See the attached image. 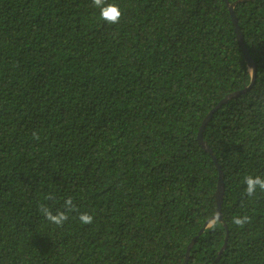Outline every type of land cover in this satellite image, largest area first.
<instances>
[{"label":"trees","instance_id":"obj_1","mask_svg":"<svg viewBox=\"0 0 264 264\" xmlns=\"http://www.w3.org/2000/svg\"><path fill=\"white\" fill-rule=\"evenodd\" d=\"M118 3L0 0V264H264V0Z\"/></svg>","mask_w":264,"mask_h":264},{"label":"clouds","instance_id":"obj_2","mask_svg":"<svg viewBox=\"0 0 264 264\" xmlns=\"http://www.w3.org/2000/svg\"><path fill=\"white\" fill-rule=\"evenodd\" d=\"M93 4L97 9L99 18L107 23L115 24L120 20L122 10L118 0H93ZM244 192L248 196H253L258 189L264 190V176L261 175H247L244 177ZM75 208L71 196L64 199L63 209H57L55 212L50 210L47 206L41 205L40 213L47 220V222L54 225H62L68 219V213ZM247 215L232 216V223L237 226H242L248 221ZM78 220L81 224L87 225L93 222V215L88 212L79 213Z\"/></svg>","mask_w":264,"mask_h":264},{"label":"water","instance_id":"obj_3","mask_svg":"<svg viewBox=\"0 0 264 264\" xmlns=\"http://www.w3.org/2000/svg\"><path fill=\"white\" fill-rule=\"evenodd\" d=\"M228 3V1H226ZM236 2L234 3H228V7H229V10H230V14H231V19H232V22L234 24V30H235V33H236V37H237V40L240 44V46L242 47V51H243V54H244V58L247 62V65H248V68L250 69L251 71V82L249 85H247L245 88H243L242 90H239V91H234V92H231V93H228L226 94L207 114L206 116L204 117L201 125H200V128H199V132H198V140L200 142V144L205 148L207 149V151L211 152V150L209 149V147L206 145V143L201 139V132L204 128V126L206 125V123L208 122V120L211 118L212 116V113L217 110L223 103H225L229 98L233 97V96H236L238 95L239 93H241L242 91H244L246 88H248L252 83H253V80L255 78V69H256V66H255V63L253 61V59L250 57L248 51H247V48L245 47L244 45V42H243V37H242V33L238 27V24H237V19H236V16L233 12V7L235 5ZM218 166V171H219V175H218V181H217V187H216V202H217V207H216V211L214 213V215L212 216V218L208 219L205 223H204V226L201 228V230L210 225L215 219H218V220H221V215H220V207H221V202H222V197H223V182H222V173H221V170H220V167L219 165ZM200 230V231H201ZM196 237H193L192 240L190 241V243L188 244L187 246V249H186V254H185V259L183 261L182 264H186L187 262V257H188V253H189V250H190V247L192 246L194 240H195ZM227 238V236H226ZM226 238H225V241L222 245V247L220 248L219 252H218V256L221 254L222 250L224 249L225 245H226Z\"/></svg>","mask_w":264,"mask_h":264}]
</instances>
